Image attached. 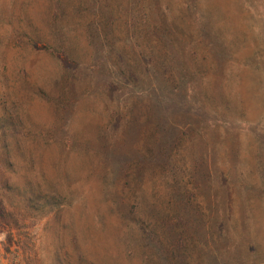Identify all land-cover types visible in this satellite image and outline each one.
<instances>
[{
    "label": "rangeland",
    "instance_id": "rangeland-1",
    "mask_svg": "<svg viewBox=\"0 0 264 264\" xmlns=\"http://www.w3.org/2000/svg\"><path fill=\"white\" fill-rule=\"evenodd\" d=\"M0 264H264V0H0Z\"/></svg>",
    "mask_w": 264,
    "mask_h": 264
},
{
    "label": "trees",
    "instance_id": "trees-1",
    "mask_svg": "<svg viewBox=\"0 0 264 264\" xmlns=\"http://www.w3.org/2000/svg\"><path fill=\"white\" fill-rule=\"evenodd\" d=\"M0 212H1V208H0Z\"/></svg>",
    "mask_w": 264,
    "mask_h": 264
}]
</instances>
